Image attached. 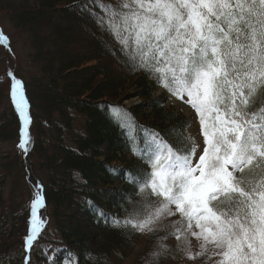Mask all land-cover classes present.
I'll return each mask as SVG.
<instances>
[{"label": "trees", "instance_id": "1", "mask_svg": "<svg viewBox=\"0 0 264 264\" xmlns=\"http://www.w3.org/2000/svg\"><path fill=\"white\" fill-rule=\"evenodd\" d=\"M98 2L0 0V18L26 37V65L34 70L20 76L19 63L9 60L26 100L23 120L9 87L0 90V103L6 101L0 112V145L17 147L0 154V193L2 184L7 186V196L0 194V258L9 249L13 256L18 237L20 264L26 257L28 264H50L49 246L59 249L57 264H123L139 232L113 222L123 221L145 203L157 206L158 201L139 192L140 178L151 171L143 150L153 136L180 151L190 147L186 133L191 120L167 107L166 97L152 95L160 83L123 54L97 19L104 15ZM103 2L116 5L119 0ZM76 7L80 12L74 15ZM81 13L94 18L95 31L103 36L98 40L88 35L74 50L67 42L75 39ZM84 28L90 32L87 24ZM110 37L117 50L108 44ZM111 49L118 52L119 71L109 64ZM134 98L140 103L125 106ZM261 105L264 95L257 97L254 107ZM21 127L30 137L27 152L18 146ZM37 185L42 186L40 210H47L46 223L39 210V227L26 253ZM172 224L148 234L146 264L159 260L160 243L171 231L165 226ZM178 243L169 252L180 255Z\"/></svg>", "mask_w": 264, "mask_h": 264}, {"label": "snow or ice", "instance_id": "2", "mask_svg": "<svg viewBox=\"0 0 264 264\" xmlns=\"http://www.w3.org/2000/svg\"><path fill=\"white\" fill-rule=\"evenodd\" d=\"M96 7L132 65L195 111L203 136L202 146L190 138L183 151L153 136L142 152L151 171L138 187L159 204L145 203L114 225L151 233L179 213L181 220L165 227L182 250L195 236L202 241L196 255L210 254L215 264H264V105L254 107L264 95V0H99ZM7 44L0 31V45ZM13 81L23 120L26 100L17 101L21 81ZM18 146L30 147L23 127ZM37 189L26 253L39 227Z\"/></svg>", "mask_w": 264, "mask_h": 264}, {"label": "rangeland", "instance_id": "3", "mask_svg": "<svg viewBox=\"0 0 264 264\" xmlns=\"http://www.w3.org/2000/svg\"><path fill=\"white\" fill-rule=\"evenodd\" d=\"M80 12V8L76 7L73 8L72 14L75 15L76 12ZM89 26L90 32H88V29H85V25ZM95 20L89 19L85 14H80L78 17V22L75 23L74 26V41L72 42H67L68 46L74 50H78L83 44H81L82 39L85 37L91 36L92 38L94 36H97V39L100 40L103 34L95 31ZM0 31L4 35L8 37V44L7 45H0V90L4 89L7 90V87L11 90L12 83L13 81V74L12 76L9 75V73H12V69L10 67L9 60L13 59L16 62L19 63L18 67L20 72L18 75H24L25 73L27 74H32L34 73V70L29 68L26 65V53L29 51V48L24 47V43L26 41V37L23 34H18L14 31V29L11 27V25L6 21L5 19L0 18ZM113 38L110 37L108 40V44L115 48L113 43L114 40ZM116 49V48H115ZM115 49H111L110 53L112 56L109 58V64L111 65V68L114 69L115 71H119V63H118V52L115 51ZM117 50V49H116ZM118 60V61H117ZM113 62V63H112ZM93 63V62H92ZM91 63V64H92ZM167 90H165L162 87H157V89L153 92L154 97L158 96H164L169 99V102H167V107L172 108L174 110L179 111L185 118H188L191 120V124L189 125L186 133V138L190 141L194 140L196 144L201 145L203 144V136L200 134V125H199V120L196 116L195 111L186 103L182 102L181 100L177 99L176 97L172 96L171 94L166 93ZM168 92V91H167ZM22 96V85H17V101H19L20 97ZM23 97L24 94H23ZM140 103V99L134 98L131 100H127L124 102L125 106H131V105H136ZM6 105V101L0 103V112L3 111L4 107ZM12 147L13 150L17 149L16 145L13 143H3L0 145V154L6 152ZM3 198H5L7 195V186L5 184H2L1 186V193ZM154 196V195H153ZM154 203L159 204V200L155 201ZM43 208V207H42ZM40 210V204L37 206L36 209V221L39 222V210H40V215L43 218L44 222L46 223V209ZM181 220V216L178 213L175 216L168 217L163 220V222L158 226V230H156V234L161 231V228L163 225L166 223H175L177 221ZM168 221V222H165ZM172 231V230H171ZM198 231V230H197ZM149 232H144L140 233L138 235V239L136 241V246L134 247L132 253L128 258H126L123 261V264H135L136 262H139V264H146L147 261L144 259L145 252H147V246L149 244V238H148ZM159 239V235L157 237ZM18 237L16 239V247L13 250V256L11 255V250L7 251L5 253V256L0 258V264H20L18 262V257L19 255V243H18ZM160 241V240H159ZM201 240H198L195 236H189L188 239V250L182 251V245L181 242L178 243V250L177 252L180 253V255H176L174 252H169V250L177 243V240L175 239L174 236L172 235H167L162 239L160 245H163V248L160 246V250L158 247V244H155V249L159 253V260L155 261L150 264H215V257L209 259L210 254H205L203 256H197L196 253L199 252L200 250V244ZM188 252L191 253L194 259H189L188 258ZM144 253V254H143ZM18 254V255H17ZM46 254L48 257V261L50 264H57L59 259H57L59 255V249L54 248L52 246H49L46 250ZM162 255V256H161ZM158 257V256H157ZM6 259H11L8 262Z\"/></svg>", "mask_w": 264, "mask_h": 264}, {"label": "bare ground", "instance_id": "4", "mask_svg": "<svg viewBox=\"0 0 264 264\" xmlns=\"http://www.w3.org/2000/svg\"><path fill=\"white\" fill-rule=\"evenodd\" d=\"M159 87H162V86H159ZM159 87H158V88H159ZM162 88H164V87H162ZM164 89H165V88H164ZM165 90H167V89H165ZM167 91H168V90H167ZM167 91H166L167 94H171L169 91H168V92H167ZM22 96H23V93H22ZM166 98H167V97H166ZM167 99H168V98H167ZM168 102H169V99H168ZM20 117H21V116H20ZM21 120H22V118H21ZM152 196H153V195H152ZM153 198H157V197L153 196ZM37 228H38V227H37ZM37 228H35V230H37ZM34 233H35V232H34ZM54 248H55V247H54ZM57 259H58V257H57Z\"/></svg>", "mask_w": 264, "mask_h": 264}]
</instances>
